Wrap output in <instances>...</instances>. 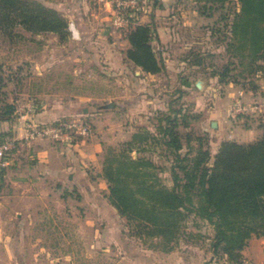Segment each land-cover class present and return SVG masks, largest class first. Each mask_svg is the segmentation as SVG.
Wrapping results in <instances>:
<instances>
[{
  "label": "crops",
  "instance_id": "0c3cea01",
  "mask_svg": "<svg viewBox=\"0 0 264 264\" xmlns=\"http://www.w3.org/2000/svg\"><path fill=\"white\" fill-rule=\"evenodd\" d=\"M40 1L67 20L71 35L63 42L52 32L35 35L24 32L25 36L36 40L37 46L33 47L31 41L25 39L21 55L6 59L8 74L4 73L5 64L0 60V109L6 103L13 106L9 116L0 118V135H11L20 141L14 157L4 169L0 188V264H74L72 259L77 252L73 246L67 248L63 243L67 242L69 246L70 242L84 240L85 234L62 232L52 244L45 242L48 236L40 230L39 235L31 233L35 224L45 226L54 218L45 217L50 211L57 214L56 217L63 214L59 223L92 229L87 235L88 249L95 250L99 246L106 252L107 247L117 245L123 239L120 216L106 195L107 182L101 175L102 144L95 139V133L69 142L49 137L26 138L27 131L35 125H48L83 114L95 115L88 109L91 100L107 97V103L114 104L110 90H77L73 85L64 88L53 72L68 61L76 64L78 57L72 52L82 48L96 52L91 59L96 58L106 69L115 68L119 72L120 78L125 80L121 90L125 94L133 89L136 93L143 92L147 88L145 79L171 76L165 51H157L164 68L155 74L141 71L128 60L126 32L122 38L121 32L104 30L100 25L108 18V12L93 10L88 0ZM145 23L148 22L139 24ZM185 66L183 73L191 68V65ZM75 73L76 69H72L69 82H73ZM227 115L229 112L225 107L210 109V128L228 127L232 119ZM230 126L232 129L227 135L237 142L251 141L257 135L255 127L245 125L240 128L232 123ZM222 140L231 139L219 138L215 149ZM32 239L44 241L37 243V247L35 244L28 246L26 241ZM53 249L57 256L55 261L46 258ZM241 254L252 264H264V237L251 236ZM24 256L31 257L30 261ZM149 256L155 262L154 255ZM64 257L68 258L66 262L59 261Z\"/></svg>",
  "mask_w": 264,
  "mask_h": 264
},
{
  "label": "rangeland",
  "instance_id": "374dc122",
  "mask_svg": "<svg viewBox=\"0 0 264 264\" xmlns=\"http://www.w3.org/2000/svg\"><path fill=\"white\" fill-rule=\"evenodd\" d=\"M88 2L93 10L108 12V18L100 26L107 32L115 30L121 32L120 35L123 38L126 30L116 28L114 30L110 25L113 11L111 2L108 0H88ZM135 8L137 9L132 15L134 22L130 27L141 21L148 22L154 27L158 40L153 39V45L156 51H165L164 55L168 60L171 76L160 75L153 80L145 79L147 88H144L143 92L136 93L133 89L125 94L121 91L125 80L120 78L119 72L115 68L106 69L94 58L96 52L82 48L72 52L78 57L76 64L72 65L68 61L59 66L53 75L57 74L64 88L73 85L77 90L103 92L108 89L112 92L111 99L114 104L107 103V97L106 100H91L88 102V109L95 115L76 116L79 120L88 121L92 132L95 133V139L101 141L102 161L108 149L120 150L127 142L133 141L130 154L133 157L142 155L150 158L156 164L154 170L161 181L170 186L171 179H169L168 171L170 153L165 151L162 145L153 143L149 137L156 131L154 126L159 117L157 111H166L169 103L176 109L179 107L186 109L189 115L193 116L188 118L187 126L179 127V131L184 134L192 130L196 135L207 133V146L211 154L215 153L219 138L233 140L227 135L232 129L230 123L240 128H244L245 125L255 127L258 135L264 127V49L257 60L260 68L250 74L243 65L246 59H242V63H239L240 58L237 52L227 47L231 38L230 24L234 14L240 9L238 0H230L224 4H210L201 0H136ZM15 30L24 35L22 29L15 28ZM68 31V35L61 41H68L71 35L69 28ZM25 39H29L33 47L37 46L36 40L31 36L24 35V38L12 40L7 34L0 33V60L5 64L3 70L5 74H8L9 70L6 59L21 55ZM90 56H94L93 59ZM198 57H201L202 64L189 63L190 59L194 61ZM187 64L191 65V68L183 73ZM223 65H228L230 70L226 75L227 81L219 82L218 76L212 72L217 69L222 71ZM72 69H76V73L73 82H69L70 77L72 78ZM240 102H245L247 105L256 104L258 109L234 113V104ZM218 106L225 107V110L229 112L228 118L235 122L231 120L228 127L225 125L212 129L209 125L211 120L209 110ZM144 134L147 135L146 144L137 150L136 138ZM106 195L108 196V189ZM56 215L52 211L48 212L45 217L54 218H51L49 223H45V226L35 224L31 233L34 235L44 233L48 236L45 242L52 244L56 242L57 235L62 232L85 234L84 240L70 242L69 246L67 242L63 243V246L67 248L73 246L77 252L72 259L74 264H229L224 262V259L215 257L211 251L209 243L213 234L212 224L192 216L187 218L177 244L172 250L165 251L160 249L161 246L156 237L146 233L137 234L136 231L139 228L135 223L119 215L123 239L117 245L107 247L108 250L104 252L99 246H96L95 250L88 249L87 235L92 229L82 225L71 227L59 223L58 220H62L63 214H58V217ZM43 241L32 239L26 242L28 246L35 244L37 247ZM53 253L55 249L51 250L46 258L55 261L57 256ZM149 255H154L157 261L155 259V262H152ZM148 257L150 260L146 261ZM28 258L30 261L31 257L24 256L27 261ZM61 260L66 262L68 258H60L59 261Z\"/></svg>",
  "mask_w": 264,
  "mask_h": 264
},
{
  "label": "trees",
  "instance_id": "16d2710c",
  "mask_svg": "<svg viewBox=\"0 0 264 264\" xmlns=\"http://www.w3.org/2000/svg\"><path fill=\"white\" fill-rule=\"evenodd\" d=\"M201 1L224 4L230 0ZM238 1L240 9L230 24L227 47L237 52L240 61L246 59L243 65L252 74L260 68L257 60L264 49V0ZM15 28L32 35L52 32L60 40L69 33L67 20L38 0H0V33L12 40L24 38ZM125 36L128 60L146 73L163 70V59L153 45L158 36L150 23L133 25ZM189 63L200 65L201 57ZM222 68L212 72L219 82L227 81L230 70L228 65ZM12 112L13 106L6 103L0 109V118ZM157 112L156 131L151 136L145 132L170 153L171 185L161 181L150 158L130 154L133 141H129L120 150L110 148L103 155L101 175L107 182L109 202L120 216L135 223L137 234L156 237L165 251L177 244L187 218L207 221L213 226L209 243L213 255L229 264H243L241 251L248 239L253 235L264 237V127L248 142L222 140L211 154L207 133L179 131L193 116L186 109H176L169 103L166 111ZM147 135L136 138L137 150L146 144ZM3 177L1 170L0 188Z\"/></svg>",
  "mask_w": 264,
  "mask_h": 264
},
{
  "label": "built area",
  "instance_id": "2783aa9c",
  "mask_svg": "<svg viewBox=\"0 0 264 264\" xmlns=\"http://www.w3.org/2000/svg\"><path fill=\"white\" fill-rule=\"evenodd\" d=\"M112 4V15L110 25L112 29L129 30L134 22L133 11L136 10V0H108ZM134 7V8H133ZM129 9V10H128ZM258 105H247L244 103H235L233 107L234 113H243L255 111ZM92 132L91 124L88 121H82L77 118L62 119L48 125H35L27 131L26 138L33 139L36 137H49L54 140L71 141L79 137H86ZM20 141L11 136L6 135L0 138V171L4 170L8 165L15 152L18 150ZM243 264H252L248 260H244Z\"/></svg>",
  "mask_w": 264,
  "mask_h": 264
},
{
  "label": "water",
  "instance_id": "95a60500",
  "mask_svg": "<svg viewBox=\"0 0 264 264\" xmlns=\"http://www.w3.org/2000/svg\"><path fill=\"white\" fill-rule=\"evenodd\" d=\"M214 125V124H213Z\"/></svg>",
  "mask_w": 264,
  "mask_h": 264
}]
</instances>
